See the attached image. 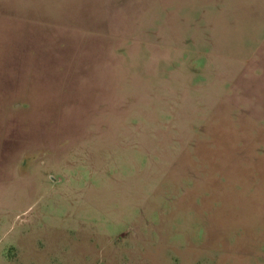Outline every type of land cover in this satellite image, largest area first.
<instances>
[{
  "label": "rangeland",
  "instance_id": "obj_1",
  "mask_svg": "<svg viewBox=\"0 0 264 264\" xmlns=\"http://www.w3.org/2000/svg\"><path fill=\"white\" fill-rule=\"evenodd\" d=\"M0 264H264V0H0Z\"/></svg>",
  "mask_w": 264,
  "mask_h": 264
},
{
  "label": "crops",
  "instance_id": "obj_2",
  "mask_svg": "<svg viewBox=\"0 0 264 264\" xmlns=\"http://www.w3.org/2000/svg\"><path fill=\"white\" fill-rule=\"evenodd\" d=\"M3 26V25H2ZM1 127H3V126H1Z\"/></svg>",
  "mask_w": 264,
  "mask_h": 264
}]
</instances>
